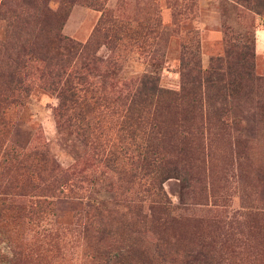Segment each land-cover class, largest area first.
<instances>
[{
    "label": "rangeland",
    "instance_id": "rangeland-1",
    "mask_svg": "<svg viewBox=\"0 0 264 264\" xmlns=\"http://www.w3.org/2000/svg\"><path fill=\"white\" fill-rule=\"evenodd\" d=\"M48 2L54 11L61 2L67 9L60 16L63 36L82 44L93 38L100 46L98 56L113 54L125 60L122 76L154 72L164 89L179 90V58L184 48L189 52L196 45L199 65L206 70L211 58L223 56L228 37L252 43L254 74L261 79L260 85L250 96L239 98L237 107H232L226 119L228 134L217 136L209 132L208 136L204 131V142L209 143L204 145L206 164L204 174L196 176L193 182V192L177 179L162 184L178 213L202 220L198 227H183L187 233L169 248L178 251L179 260L162 264H188L182 260L187 244L198 242L202 236H219L227 231L226 226L231 229L227 223L242 239V264H264V248L248 234L254 216L264 217V185L255 176V171L264 167V111L259 106L264 105V12L257 14L238 0ZM8 31L6 21L0 19V264H101L104 257L100 245L76 219L89 203L116 201L114 192H109L110 182L116 185L115 190L120 187L119 193L125 192L121 198L126 203L132 197L130 186L125 179L118 182L116 175L105 169L95 174L88 169L84 147L74 136L57 129L54 111L58 99L44 88L38 75L29 76L25 90L9 83L8 61L16 50L11 48ZM114 40L117 48L111 52ZM40 150H46L54 165L63 170L83 157L81 170L96 181L93 186L86 184L89 198L49 197L48 187L55 174L47 170L39 179L36 153ZM237 154L245 155V159ZM38 199L52 203L40 220L33 210ZM28 200L33 202L32 208L20 210V205ZM120 210L125 214V209ZM216 221L224 228L216 230L212 226ZM175 228L171 235L178 233L179 228ZM257 254L261 255L259 261L250 257ZM122 264L139 263L124 260ZM226 264L235 263L230 259Z\"/></svg>",
    "mask_w": 264,
    "mask_h": 264
},
{
    "label": "trees",
    "instance_id": "trees-1",
    "mask_svg": "<svg viewBox=\"0 0 264 264\" xmlns=\"http://www.w3.org/2000/svg\"><path fill=\"white\" fill-rule=\"evenodd\" d=\"M48 1L3 0L0 4V19L6 21L7 38L16 50L8 61L9 83L25 90L29 76L38 75L44 88L58 99L54 111L57 129L68 132L84 147L88 169L93 174L105 169L116 175L118 182L125 179L132 193L126 203L121 198L125 192L119 193L120 187L115 190L116 185L110 182L109 192H114L116 201L87 204L76 219L77 224L100 245L104 257L101 264H122L124 260L139 264L178 261V251L169 248L187 233L183 227H198L202 220L178 213L162 184L177 179L193 192V182L204 174L206 164L204 145L209 143L204 142V131L208 136L209 132L217 136L228 134L226 119L232 107L260 85L261 79L254 74L252 43L228 37L223 56L211 58L206 70L199 65L196 45L189 52L184 48L179 58V90L164 89L154 72L122 76L125 60L113 54L98 56L100 46L93 38L82 44L63 36L60 16L67 9L61 2L54 11ZM238 1L257 14L264 12V0ZM115 40L113 46H107L111 52L117 48ZM259 106L264 111V105ZM239 155L245 159V155ZM83 157L63 170L54 165L46 150L36 153L39 179L47 170L55 174L48 187L49 197L88 196L87 185L93 186L96 181L81 170ZM255 176L264 185V167L258 168ZM51 204L47 199L35 201L33 210L39 220ZM32 205L28 200L20 205V210L31 209ZM120 209H125V214ZM254 217L248 234L264 248V217ZM225 225L231 229L226 226L227 231L219 236H202L198 242L188 243L182 260L188 264H226L232 259L235 264H242V239L231 224ZM212 226L216 230L224 228L220 221ZM175 227L179 231L171 235ZM260 254L250 257L259 261Z\"/></svg>",
    "mask_w": 264,
    "mask_h": 264
}]
</instances>
